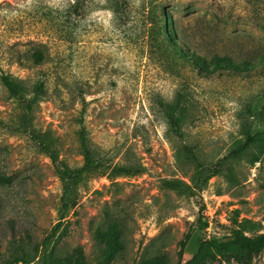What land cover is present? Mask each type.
<instances>
[{
  "label": "rangeland",
  "instance_id": "1",
  "mask_svg": "<svg viewBox=\"0 0 264 264\" xmlns=\"http://www.w3.org/2000/svg\"><path fill=\"white\" fill-rule=\"evenodd\" d=\"M262 59L264 0H0V74L23 87L0 84V264H183L200 242L264 234ZM82 135L103 166L74 180L59 221L53 160L80 170ZM198 168L214 172L200 190ZM114 221L109 256L96 229ZM203 264H264V250Z\"/></svg>",
  "mask_w": 264,
  "mask_h": 264
},
{
  "label": "trees",
  "instance_id": "2",
  "mask_svg": "<svg viewBox=\"0 0 264 264\" xmlns=\"http://www.w3.org/2000/svg\"><path fill=\"white\" fill-rule=\"evenodd\" d=\"M170 23L173 24L172 17L169 15ZM165 34H163V37ZM44 46L41 43L36 44V47L34 51L29 56V60L32 61L34 65H40L43 63L45 57L43 54V51L40 48H43ZM261 62H264V59L260 60ZM192 66L197 68V65L202 66L204 68H208L210 66L216 67L218 69V72H230L231 70V59L229 57L223 56L219 57V55L214 54L210 60H207L205 57H202L198 53H194V59H193ZM264 67V63H263ZM230 68V69H229ZM247 69V68H244ZM0 84L1 86L10 94L13 95H20V93H23V87L21 85V82L17 79L13 78L10 74L1 73L0 74ZM45 91L43 82H37L32 86V93L39 95L43 94ZM80 143L83 151V167L80 170H69L65 168L61 163H58L57 160H53L58 171L60 174V178L62 180L63 185V192L62 197L60 200V212H59V221L63 220L65 218V215L67 213V210L69 206L72 203L73 198V182L76 180V178L80 175L83 171L92 170L94 168L102 167L103 161L100 160V158H94L95 152L90 148L89 143L84 135L80 138ZM138 172V169L133 170V168L130 167H113L112 168V175L118 176L120 174L124 173H136ZM206 170H202L201 168H198L195 172L193 177L191 178V181L193 183V186L197 189H202L203 186H205L206 181L211 177L213 174H207L204 176V173ZM168 187H178L175 181L172 182H165ZM60 223V222H59ZM58 223V224H59ZM117 223L111 222L107 226V230L101 231L99 228L96 229V239H100L103 241L106 245L105 252L112 256L114 253H116L117 250H120L122 248V244L120 241V238L122 236V232L118 229ZM261 250H264V234L258 235L254 238L247 239L243 236L240 238H234L228 243H218L215 241H209V242H200L196 252L192 255V257L183 264H203L208 259L213 258L215 255H229L233 259H235L238 262H243L245 260H248L252 254H255L257 252H260ZM9 258V259H3L1 264H18L19 262H23V264H29L30 261H26L23 259V255L19 256V254L15 255ZM39 264H68L66 262L61 261H51L48 258L44 259Z\"/></svg>",
  "mask_w": 264,
  "mask_h": 264
}]
</instances>
